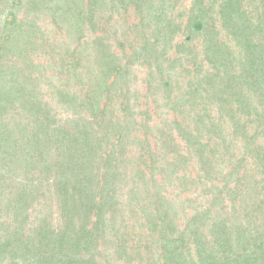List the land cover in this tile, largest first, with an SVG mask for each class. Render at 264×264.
I'll list each match as a JSON object with an SVG mask.
<instances>
[{"label": "trees", "instance_id": "trees-1", "mask_svg": "<svg viewBox=\"0 0 264 264\" xmlns=\"http://www.w3.org/2000/svg\"><path fill=\"white\" fill-rule=\"evenodd\" d=\"M243 1L222 0L220 5L221 24L238 40H242L247 55L239 75H227L229 77L226 84L219 90L221 95H225L226 103L220 102L219 105L221 110L228 108L232 124L235 125V135L243 134L247 148L253 145V140L257 137L264 140V48L256 43L252 36L255 29L264 27L262 19L264 12L257 15L259 20L257 27L250 21L246 22L242 19V15L245 14V11H242ZM128 2L131 4L136 2L140 10L146 9L144 7L146 0ZM260 2L264 11V0ZM43 3L38 0L29 1L34 10ZM96 3L97 0L94 5ZM75 7L73 3L61 11L67 15L71 12L74 14L78 11ZM57 8L59 10L60 7ZM163 11L164 9H161L159 12L161 16ZM209 11V5L204 4L202 0L194 2L188 14V25L192 31L199 33L212 27ZM82 14L75 12L74 19L79 21ZM156 19L160 20V17ZM92 26L95 27L96 24ZM165 29H169V34H172L170 37L174 35L175 31L171 24L166 25ZM17 36L19 35L13 27L0 32V77L6 75V68L10 74L14 73L15 66H7L9 62L5 56L7 50H10L8 42L15 43L19 40ZM151 40H144L143 51L138 52L135 57L132 56L133 62L145 54L156 53L154 50L157 39L153 43ZM214 41L216 39L212 35L211 48H214L216 54H220L223 45ZM4 42L6 44H2ZM213 63L218 66L215 60ZM99 64L104 70L100 73L103 78L111 81L113 77L111 85L106 89L112 97L113 86L119 83L121 71H125V67L117 64L105 49L101 51ZM219 74L221 73L217 72L216 76ZM216 82H218L216 79H212L209 84L215 85ZM10 83L11 88L13 85L12 91L16 84L11 80ZM98 85H95V89ZM163 86H167L168 91H173L170 78ZM2 87L3 84L0 85V197L6 191L13 195V199L7 203V211L13 213L12 222L15 223V227L9 230L11 227L9 225L2 229L0 223V264L7 260L9 264H111L112 259L106 253L105 247L115 249V264H138L137 261H140V264H149L153 261H156L154 264H264V227L259 231L243 226H231L236 214L230 212L224 204L225 198H229L228 194H235L230 196L233 208L238 199L237 192L244 193L247 200L263 196L262 146L258 148L255 162L247 168L249 170L242 168L241 177L230 189V181L233 180L236 170L238 172L241 166L247 164L246 152L235 155L238 159L234 172L231 169L223 174L220 167L224 162L219 163L217 153L211 152V147L215 143L207 142L204 149L187 126L184 127L179 121H175L185 146L180 147V143L170 144L164 133L167 144L164 161L172 156L173 161L169 165L176 168L181 165L183 168L190 160L184 150L190 155L194 149H199L203 162L196 177L189 180L192 181V185L201 187L204 191L217 189L209 199L207 208L203 210L202 204L193 207L191 217L187 218L186 225L181 228L176 223L179 212L171 208L172 200L163 195L162 184L157 179V173L163 172L164 162L157 167V154L154 153L147 138L145 142H140L142 151L137 159L142 168L134 165L132 173L123 170L129 161L124 160L127 146H131L137 136L133 139L127 126L119 129L115 113L113 111L109 113L107 104L100 109L97 103L99 99L95 98V101L88 99V104L95 109L93 118L89 120L77 118L72 123L69 122L70 129L57 127L51 131L53 123L49 118L50 113L43 115V109L36 102H32L30 107L31 113L36 116V126L29 131L28 126L22 124L16 129L5 120L8 105L12 103V94ZM100 88L101 85L98 89ZM106 90L103 89L104 92ZM194 93L196 94V90ZM180 97L179 95L174 99L172 95L167 96L168 102L176 106L177 110L181 106ZM74 98L71 95L63 97L69 100L67 104L73 103ZM23 100L25 102L26 99ZM174 100H177V103ZM200 119L204 122L203 115ZM241 119L243 123L240 124L238 120ZM214 120L212 118L209 121L211 124L208 131L209 140L216 138L214 134L221 124ZM248 126L256 128L253 136L245 134ZM195 130L197 134L202 131L198 126ZM135 159L132 157L131 163L135 162ZM256 171H259L260 175L256 174ZM213 177L217 183L212 182ZM183 179L186 180L185 177ZM46 194L51 196L50 199L57 198L61 221L53 228L46 217L35 228H31L30 209L39 198L46 199ZM161 200L166 202V208ZM125 204L131 208L130 212L136 215L139 207L138 213L141 211L147 220L142 226L147 225L149 228L145 241H142L144 238L142 234L145 232L143 229L136 235L135 232L126 230L121 239L115 237L113 240V237H110L112 231L117 232L125 222L127 223ZM155 205L156 208L153 209ZM254 205L257 209H263L264 199H259ZM214 208L217 210L213 211ZM2 221L4 220L0 215V222ZM128 236L130 238H127ZM131 239L132 245L128 243ZM107 242L114 244L115 247L109 246Z\"/></svg>", "mask_w": 264, "mask_h": 264}, {"label": "rangeland", "instance_id": "rangeland-1", "mask_svg": "<svg viewBox=\"0 0 264 264\" xmlns=\"http://www.w3.org/2000/svg\"><path fill=\"white\" fill-rule=\"evenodd\" d=\"M29 1L0 0V32L13 27L19 35L17 36L19 40L15 43L8 42L10 50H7L5 56L9 62L6 65L15 66L14 73L10 74L6 68L8 74L0 77L3 90L12 94V103L8 105L5 116L6 122H10L12 128L17 129L23 124L28 126L30 131L36 126V116L31 113L30 107L32 102H36L43 109V115L50 113L49 118L53 123L51 131L57 127L70 129V121L72 123L77 118L85 120L93 118L95 109L88 104V99L94 101L95 98L99 99L97 103L100 109L107 104L109 113L111 114L112 111L115 113L119 129L127 126L133 139L137 136L131 146H127L124 160L129 161L123 170L132 173L134 165L142 168L137 159L142 151L140 142H145L146 138L157 154V167L164 162L163 172L157 173V179L162 184L163 195L172 200L171 208L179 212L176 223L181 228L186 225L187 218L191 217L193 207L202 204L203 210L207 208L209 199L217 189L204 191L201 187L192 185V181L189 180L196 177L203 162L199 149H194L193 154L190 155L184 150L190 160L183 168L181 165L179 168L169 165L173 161L172 156L164 161L165 146H167L164 133L170 144L180 143V147L185 146L175 121H179L184 127L187 126L204 149L207 142L215 143L211 147V152L217 153L219 163L224 162L220 167L223 174L231 169L234 172L237 169L236 159H238L235 155L246 152L247 164L241 166L238 172L236 170L233 180L230 181V189L241 177L243 169H247L255 162L259 146L263 147L264 152V140L258 137L253 140V145L246 148L243 134L235 135V125L232 124L228 108L220 109V102L223 104L226 102L225 95H221L219 90L226 84L229 76L239 75L247 55L242 40H238L221 24L222 0H202L204 4L209 5L212 27L208 31L199 33L192 31L188 25V14L196 0H146L144 3L146 9L141 8V10L136 6V2L131 4L128 0L125 2L97 0L96 5H94L95 0H38L40 3H45L36 6L35 10ZM73 3L78 10L75 12L85 14H82L83 21L74 19L75 12L67 15L61 11ZM57 7H60L59 10ZM161 9H164L162 16L159 14ZM243 10L246 17L244 14L242 19L252 22L257 27L259 21L257 15L264 12L260 0H244ZM158 17L160 20L156 19ZM91 23L96 26H92ZM168 24H171L175 31L172 37L168 32L169 29H165ZM212 35L219 44L223 45L220 54H216L214 48H211ZM252 36L256 43L264 48V27L255 29ZM15 37L16 35L13 36ZM145 39H152L151 43L157 39L154 50L156 53L145 54L133 62L132 56L135 57L138 52L143 51ZM102 49H105L122 68L125 67V71H121L119 83L113 86L112 97L106 89L111 85L113 77L110 81L100 75L104 72L99 64ZM214 60L218 66L213 63ZM217 72L221 74L216 76ZM169 78L172 81L173 91H168V87L163 86ZM212 79L218 81L216 86L209 84ZM10 80L16 84L12 91L13 85L11 88ZM96 84H99L98 88L101 85V88L95 89ZM65 95L74 96L73 103L67 104L69 100L63 99ZM168 95H172L174 99L181 96L179 110L168 102ZM23 99H26L25 102ZM174 101L177 103V100ZM202 115L204 122L200 119ZM212 118L216 123L221 122V124L214 134L216 138L209 140L208 131L211 128L209 121ZM238 121L240 124L243 123V119ZM197 126L202 129L198 134L195 130ZM255 129L254 126H248L245 134L253 136ZM132 157L136 159L131 163ZM258 172L256 171V174L260 175ZM221 178L223 179L222 176ZM187 180L189 183L184 186ZM212 182L217 183L215 177ZM9 193L10 191H6L0 197V215L4 220L0 223L2 229L10 225L9 230H12L15 227V223L12 222L14 215L11 211H7V203L13 199V195ZM233 195L228 194L229 198L226 195L224 203L230 212L236 214L231 226L263 230L264 208L257 209L254 204L259 199H264V194L260 195L259 199L254 197V200H247L244 193L237 192L238 199L233 205L236 210L231 207L233 203L230 196ZM46 197V199L39 198L30 209L29 220L32 226L29 227L35 228L46 217L53 228L60 223L57 198L50 199L51 196L48 194ZM161 202L166 208V202L162 200ZM138 208L137 215L132 214L131 208L125 204L127 223L119 227L120 230L117 232L110 233L113 240L115 237L121 239L126 230L128 232L131 230L136 235L143 229L145 232L142 234L144 237L142 241H145L149 228L147 225L142 227L147 220L141 211L138 213ZM155 208L156 205L153 206V209ZM216 210L217 208H214L213 211ZM128 243L132 245V239ZM107 244L115 247L112 243L107 242ZM103 247L102 244L101 248ZM105 249L112 259L111 264H115V249L110 247ZM7 261L3 264H9ZM137 263L140 264V261Z\"/></svg>", "mask_w": 264, "mask_h": 264}]
</instances>
